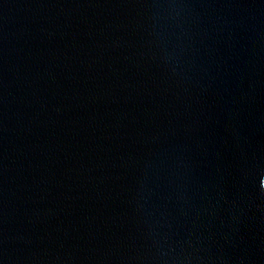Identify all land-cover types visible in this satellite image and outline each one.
Instances as JSON below:
<instances>
[{"label": "water", "instance_id": "95a60500", "mask_svg": "<svg viewBox=\"0 0 264 264\" xmlns=\"http://www.w3.org/2000/svg\"><path fill=\"white\" fill-rule=\"evenodd\" d=\"M0 264H264V0H0Z\"/></svg>", "mask_w": 264, "mask_h": 264}]
</instances>
